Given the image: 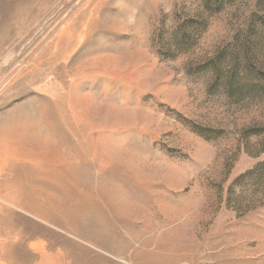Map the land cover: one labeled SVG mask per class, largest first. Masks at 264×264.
I'll use <instances>...</instances> for the list:
<instances>
[{"label": "rangeland", "instance_id": "rangeland-1", "mask_svg": "<svg viewBox=\"0 0 264 264\" xmlns=\"http://www.w3.org/2000/svg\"><path fill=\"white\" fill-rule=\"evenodd\" d=\"M0 146L31 264H264V0H0Z\"/></svg>", "mask_w": 264, "mask_h": 264}, {"label": "crops", "instance_id": "crops-1", "mask_svg": "<svg viewBox=\"0 0 264 264\" xmlns=\"http://www.w3.org/2000/svg\"><path fill=\"white\" fill-rule=\"evenodd\" d=\"M2 149L0 146V151ZM3 161L0 158V264H31V226L42 228V236L38 235L35 240L39 244L42 242V249L46 252L45 237L48 224L43 211L45 206L43 207L41 198L36 196L29 197L31 200L27 201L19 200L10 194L22 189H19L18 182L8 179L7 165ZM27 183L32 187L30 192H36L37 187H42L43 191L49 185L45 178Z\"/></svg>", "mask_w": 264, "mask_h": 264}]
</instances>
